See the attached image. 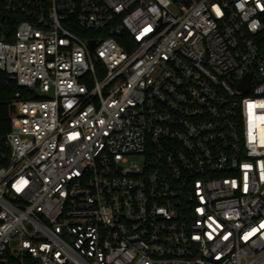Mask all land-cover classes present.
I'll list each match as a JSON object with an SVG mask.
<instances>
[{
  "label": "built area",
  "instance_id": "obj_1",
  "mask_svg": "<svg viewBox=\"0 0 264 264\" xmlns=\"http://www.w3.org/2000/svg\"><path fill=\"white\" fill-rule=\"evenodd\" d=\"M0 264H264V0H0Z\"/></svg>",
  "mask_w": 264,
  "mask_h": 264
},
{
  "label": "trees",
  "instance_id": "obj_2",
  "mask_svg": "<svg viewBox=\"0 0 264 264\" xmlns=\"http://www.w3.org/2000/svg\"><path fill=\"white\" fill-rule=\"evenodd\" d=\"M118 41L123 45V42L121 40L118 39ZM8 98H9L8 93L1 96V100H3V101L8 99Z\"/></svg>",
  "mask_w": 264,
  "mask_h": 264
},
{
  "label": "water",
  "instance_id": "obj_3",
  "mask_svg": "<svg viewBox=\"0 0 264 264\" xmlns=\"http://www.w3.org/2000/svg\"><path fill=\"white\" fill-rule=\"evenodd\" d=\"M93 44H94V41H90V42H89L90 47L93 46ZM248 77H249V76H246V80H245V82H244V83H245L244 86H246V84H247Z\"/></svg>",
  "mask_w": 264,
  "mask_h": 264
}]
</instances>
